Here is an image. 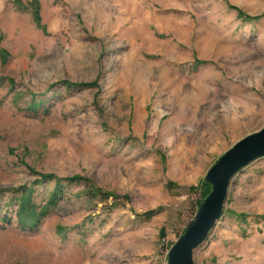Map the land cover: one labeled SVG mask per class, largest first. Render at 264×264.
Masks as SVG:
<instances>
[{"label": "rangeland", "instance_id": "374dc122", "mask_svg": "<svg viewBox=\"0 0 264 264\" xmlns=\"http://www.w3.org/2000/svg\"><path fill=\"white\" fill-rule=\"evenodd\" d=\"M0 77V264H165L207 170L264 126V0H0ZM36 173L62 196L25 229L14 190L55 184ZM193 260L264 264V156Z\"/></svg>", "mask_w": 264, "mask_h": 264}, {"label": "water", "instance_id": "95a60500", "mask_svg": "<svg viewBox=\"0 0 264 264\" xmlns=\"http://www.w3.org/2000/svg\"><path fill=\"white\" fill-rule=\"evenodd\" d=\"M264 156V126L238 139L210 166L205 181L209 192L196 214L167 252L165 264H194L193 254L221 217L229 186L235 174L256 158Z\"/></svg>", "mask_w": 264, "mask_h": 264}, {"label": "trees", "instance_id": "16d2710c", "mask_svg": "<svg viewBox=\"0 0 264 264\" xmlns=\"http://www.w3.org/2000/svg\"><path fill=\"white\" fill-rule=\"evenodd\" d=\"M238 14H242V12L239 9H236ZM35 19L38 20L39 15L37 10L34 11ZM197 63H205L207 61L204 60H196ZM1 78V77H0ZM67 83V82H65ZM68 84V83H67ZM94 85V83L91 84V86ZM34 96V95H33ZM34 98V97H32ZM40 176L38 181H44V180H55L54 187L52 191L50 192L47 202L43 206H38L36 203H34L31 199L32 189L30 187L21 186L15 189L14 191H19L18 195H14L16 203H17V209L15 211V217L17 224L21 228H33L35 225L39 222V220L46 216L50 209L55 207L58 203V201L61 199L62 196V189L63 186L61 184V180L59 178H56L51 173H36ZM83 177L80 175H72L70 177H65L63 180H69V181H77L81 180ZM206 187L208 188L209 185L206 183ZM89 189L86 191V194L89 197L100 195L101 197H107L109 195H112L111 192H105L101 189L94 188V187H88ZM209 191V188L206 190L205 194ZM204 194V195H205ZM126 196V195H125ZM127 197V196H126ZM0 220L5 223H11V217H9L6 213L0 214Z\"/></svg>", "mask_w": 264, "mask_h": 264}]
</instances>
